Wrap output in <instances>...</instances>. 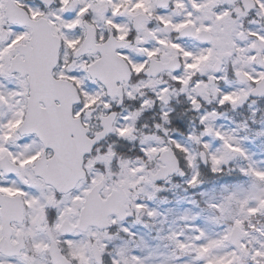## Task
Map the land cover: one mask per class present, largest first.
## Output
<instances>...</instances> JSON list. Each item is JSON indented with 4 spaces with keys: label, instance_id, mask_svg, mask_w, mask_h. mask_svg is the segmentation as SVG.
<instances>
[{
    "label": "snow or ice",
    "instance_id": "snow-or-ice-1",
    "mask_svg": "<svg viewBox=\"0 0 264 264\" xmlns=\"http://www.w3.org/2000/svg\"><path fill=\"white\" fill-rule=\"evenodd\" d=\"M0 264H264V0H0Z\"/></svg>",
    "mask_w": 264,
    "mask_h": 264
}]
</instances>
